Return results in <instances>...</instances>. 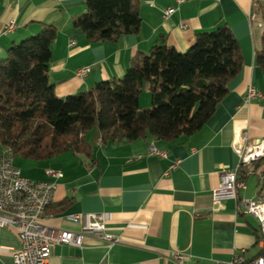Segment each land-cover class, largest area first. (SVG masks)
Listing matches in <instances>:
<instances>
[{"label": "crops", "instance_id": "obj_1", "mask_svg": "<svg viewBox=\"0 0 264 264\" xmlns=\"http://www.w3.org/2000/svg\"><path fill=\"white\" fill-rule=\"evenodd\" d=\"M141 29L115 42H91L73 27L86 11L85 0H0V59L14 43L38 33L45 24L57 28L52 44L50 80L60 97L90 89L95 83L122 77L133 57L166 43L187 51L199 33L227 24L238 39L243 65L228 84V93L206 125L191 136L158 140L104 141L94 131L89 153L64 152L41 160L21 158L14 164L33 180L57 183L48 207L47 225L56 231H80L68 218L75 213H102L121 243L109 247L86 235L82 247L55 246L50 264H222L236 254L252 259L264 252L257 218L238 209V199L264 196V166L252 171L238 199L216 201L223 170L236 168L240 155L233 144L238 129L247 142L264 138V98L246 101L250 85L264 93V71L257 62L262 49L264 0H139ZM168 8L174 11L165 16ZM14 20L13 32L5 31ZM91 65L85 77L77 69ZM149 97L140 101L145 103ZM142 105V104H141ZM88 142V141H87ZM155 142L167 158L149 153ZM6 148L0 144V160ZM17 157L14 158V160ZM176 163V167L170 166ZM48 169L61 170L52 178ZM20 241L14 228L0 227V264H14ZM183 255L182 262L174 254Z\"/></svg>", "mask_w": 264, "mask_h": 264}, {"label": "trees", "instance_id": "obj_2", "mask_svg": "<svg viewBox=\"0 0 264 264\" xmlns=\"http://www.w3.org/2000/svg\"><path fill=\"white\" fill-rule=\"evenodd\" d=\"M73 21L91 42H115L138 33L139 0H85ZM264 24V10L261 11ZM57 28L42 29L7 49L0 59V144L14 157L41 160L64 152L89 153L86 134L97 126L104 141L151 136L173 140L202 129L228 93L243 65L240 43L227 24L199 33L185 52L166 43L133 57L125 74L60 97L50 80ZM257 62L264 71V31ZM147 86L152 106L142 108ZM242 165L238 180L264 166ZM250 171V172H249ZM261 174H264V169Z\"/></svg>", "mask_w": 264, "mask_h": 264}, {"label": "built area", "instance_id": "obj_3", "mask_svg": "<svg viewBox=\"0 0 264 264\" xmlns=\"http://www.w3.org/2000/svg\"><path fill=\"white\" fill-rule=\"evenodd\" d=\"M179 3L187 0H177ZM154 5L152 0L149 1ZM173 8L165 10L168 16ZM16 28L14 20L6 24L5 31L13 32ZM92 71L87 65L77 69L76 74L85 77ZM264 93L255 85H250L245 95L246 101L263 99ZM248 133L243 128L238 129L233 147L240 155L239 165L236 168L225 169L220 174V182L213 190L216 201L225 198L238 199V188L245 187L244 181L238 180V172L242 165H250L264 158V138L248 143ZM149 153L160 158H167L168 152L158 148L155 142L151 143ZM176 167L173 163L170 168ZM52 178L63 175L61 170L48 169ZM57 183L51 180H33L22 175L21 169L10 161L9 153L5 151L0 160V227L14 228L17 232L20 248L14 255V264H50L53 249L62 243H71L82 247L86 235H93L105 241L109 247L123 241L120 235L110 232L107 228L105 216L102 213H75L68 218L81 224L80 231H56L47 225L48 207L53 203ZM29 190V203H22L21 191ZM238 209L247 214H253L260 226L264 240V196L257 199H238ZM176 261L182 262L183 255L174 254ZM99 264H109L101 261ZM222 264H264V252L259 256L248 259L236 254L230 261Z\"/></svg>", "mask_w": 264, "mask_h": 264}, {"label": "rangeland", "instance_id": "obj_4", "mask_svg": "<svg viewBox=\"0 0 264 264\" xmlns=\"http://www.w3.org/2000/svg\"><path fill=\"white\" fill-rule=\"evenodd\" d=\"M20 42V40L18 41ZM149 97V100L145 103L146 105H144V101H140V104L142 108H150L152 106V98H151V94H150V91L148 89L147 86H145L143 89H142V93L140 95V98L143 99L144 97ZM98 127L97 126H94L87 134H86V140L88 141V143L90 145H94L91 141V136L93 135L94 131H97ZM14 161H16V163H20L21 161V158L20 157H17Z\"/></svg>", "mask_w": 264, "mask_h": 264}, {"label": "bare ground", "instance_id": "obj_5", "mask_svg": "<svg viewBox=\"0 0 264 264\" xmlns=\"http://www.w3.org/2000/svg\"><path fill=\"white\" fill-rule=\"evenodd\" d=\"M149 147H151V144ZM161 150H164V149H161ZM6 151H7V153H9L10 161L12 163H14V158H15L14 155L11 153L10 150L6 149ZM21 201H22V203H29V190H22L21 191ZM48 218H49V214H48Z\"/></svg>", "mask_w": 264, "mask_h": 264}]
</instances>
